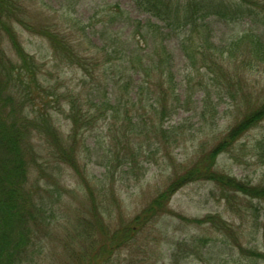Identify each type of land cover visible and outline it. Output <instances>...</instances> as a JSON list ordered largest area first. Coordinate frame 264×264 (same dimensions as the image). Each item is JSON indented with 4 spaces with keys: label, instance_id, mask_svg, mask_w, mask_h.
Returning <instances> with one entry per match:
<instances>
[{
    "label": "rangeland",
    "instance_id": "374dc122",
    "mask_svg": "<svg viewBox=\"0 0 264 264\" xmlns=\"http://www.w3.org/2000/svg\"><path fill=\"white\" fill-rule=\"evenodd\" d=\"M25 6L37 26L54 27L80 45L82 56H93L100 62L105 58L99 49L103 42L101 31L107 28L103 29L102 21L107 20L105 14L112 12L111 7L118 6L133 20L162 25L138 10L132 0H26ZM208 21L212 44L219 48L237 31L247 28L245 21L226 24L216 16ZM130 33L131 29L121 20L105 33L106 40L116 39L119 43L122 59L136 47L129 41ZM19 37L26 52L35 58L45 88L55 86L59 95L78 94L93 100L108 94L106 87L95 92L96 81L83 69L69 66L56 56L47 39L22 29ZM4 46L10 53L11 44L6 42ZM164 46L173 56L175 95L179 99L170 102L175 106L173 110L167 107L171 111L161 125L166 134L151 136L148 141L144 135L120 130L123 125L119 122L113 125L101 120L93 129L82 127L74 138L66 100L56 103L52 93L45 92L36 100L39 93L33 91L35 104L30 101L20 107L27 117L23 126L20 123L27 158L28 150H32L25 189L38 188L35 192L43 198L46 209L41 217L48 221L44 230L33 226L35 243L31 251H39L32 264H89L91 258L95 264L94 253L102 256L103 244H111V238L121 231L123 224L130 223L170 181L182 174L188 166L185 164L195 161L201 148L212 149L216 145L212 139L217 136L218 141L222 140L224 133L242 119L241 113L247 106L236 109L233 103L238 97L214 86L209 88L210 105L205 111L206 92L199 82L206 79L195 77L194 73L193 82L187 83V60L178 39L167 37ZM10 54L14 56V52ZM121 63L117 64L122 71L125 69ZM249 87L258 104L264 97V73L252 72ZM15 91L10 88L8 92L16 96ZM114 91L110 88L113 96ZM134 102L138 106L139 102ZM158 113L161 116L162 109ZM262 137L264 122L249 131L232 152L219 157V171L249 186L264 187V145H257ZM73 144L76 167L62 158ZM93 202L100 206L97 218ZM235 206L233 211L210 182L189 183L176 191L164 215L140 228L132 242L115 248L108 264H264L237 247L239 243L264 253V200L240 195ZM208 215H220L234 233L218 232L209 223L193 222Z\"/></svg>",
    "mask_w": 264,
    "mask_h": 264
},
{
    "label": "trees",
    "instance_id": "16d2710c",
    "mask_svg": "<svg viewBox=\"0 0 264 264\" xmlns=\"http://www.w3.org/2000/svg\"><path fill=\"white\" fill-rule=\"evenodd\" d=\"M132 1L138 10L149 14L162 25L148 20L146 23L133 20L128 14L124 15L118 6L111 7L112 12L105 14L107 20L102 21L103 29L107 28L101 31L103 42L99 49L105 58L100 62L93 56H82L78 49L80 45H75L54 27L37 26L32 21L31 11L25 6L26 0H0V264H32L39 251H31L35 243L33 226L36 224L44 230V224L48 223L41 217L46 209L43 198L37 197L35 192L38 188L25 189L32 150H28L27 158L22 128L27 117L20 109L30 101L35 104L32 99L33 91L39 93L36 100L40 99L43 92L52 93L56 103L61 102V99L66 100L74 138L82 127L93 129L101 120L109 121V124L113 122V125L119 122L123 125L120 130L123 129L131 135L136 132V136L144 135L147 140L160 133L166 134L161 125L168 111L175 107L169 104L173 99L175 102L179 101L175 95L173 56L164 46L167 37H176L179 41L180 49L187 60V83L191 84L195 77L206 79V82H199L200 88L206 92V101L203 103L205 111L209 109V88L212 86L238 97V101L233 103L236 109H240L241 105L247 107L241 113L242 119L224 133L222 140L218 141L216 136L212 139L216 143L212 149L201 148V154L192 163L185 164L188 166L182 174L170 181L169 186L130 223L121 226V231L111 238V244H103L102 256L94 253L96 255L93 256V261L95 264H108L114 249L132 242L140 228L164 215L169 210V203L176 191L189 183L210 182L220 191L222 199H225L233 211L236 210L235 203L240 195L264 200V187L244 184L217 168L222 154L232 152L249 131L264 122V97L255 104L254 94L249 87L252 72L264 73V0ZM215 16L226 24L245 21L247 28L237 31L220 48L215 47L208 21ZM119 20L131 29L129 41L136 45L129 50L125 59L118 54L120 49L117 40L104 38L110 26ZM21 29L47 39L56 56L66 61L69 66L76 65L83 69L92 77L93 82L96 81L95 92L106 87L108 94L93 100L92 97L83 98L78 94L59 95L55 86L54 89L45 88L39 79L35 58L22 46L19 37ZM6 42L11 44L14 56L5 48ZM142 48L146 52L141 51ZM120 61L124 63L122 66L125 70L121 71L120 64H117ZM123 71L127 73L124 74ZM135 76H139V79L135 80ZM10 88L16 90V96L8 92ZM110 88L115 90L114 96L110 93ZM135 89L137 93L134 95ZM135 100L139 102V107L134 104ZM167 107L171 110H167ZM160 109L161 116L158 113ZM109 130H113L112 125ZM128 142L131 143L132 139H128ZM257 145H264V137ZM70 148L71 151L62 155L69 165L74 162L75 144ZM72 166L76 167L74 163ZM92 206L96 218L99 217L98 202H93ZM193 222L209 223L218 232L234 233L233 227L220 215H208ZM40 225L42 226L39 227ZM95 225L92 226L95 228ZM232 236L238 243L235 235ZM237 247L264 261V253L247 249L239 243ZM91 261L89 264H92Z\"/></svg>",
    "mask_w": 264,
    "mask_h": 264
}]
</instances>
